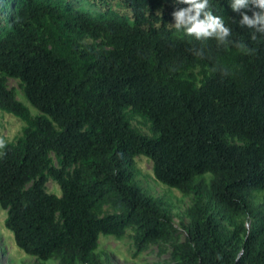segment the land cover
<instances>
[{"label": "trees", "instance_id": "trees-1", "mask_svg": "<svg viewBox=\"0 0 264 264\" xmlns=\"http://www.w3.org/2000/svg\"><path fill=\"white\" fill-rule=\"evenodd\" d=\"M233 3L208 0L199 19L220 18L229 35L197 39L176 27L173 13L191 7L180 0H0V111L24 123L0 148V207L21 252L101 264L102 236L136 253L168 240L163 202L135 183L145 157L157 182L194 197L174 264H264L251 202L264 193V32L241 24L261 11L252 0ZM241 216L261 222L245 239Z\"/></svg>", "mask_w": 264, "mask_h": 264}, {"label": "rangeland", "instance_id": "rangeland-1", "mask_svg": "<svg viewBox=\"0 0 264 264\" xmlns=\"http://www.w3.org/2000/svg\"><path fill=\"white\" fill-rule=\"evenodd\" d=\"M7 87L12 89L16 98L27 104L23 99L19 82L13 79L7 80ZM32 115L37 112L30 108ZM141 119L135 118L133 126L138 128L143 134L150 135L146 126L141 124ZM24 123L12 115L0 111V139L4 142H12L19 136ZM153 164L145 157L135 158V183L147 195L160 199L163 202L164 210L172 218V228L170 237L166 241H158L149 245L145 250L136 253L132 241L125 237L117 240L113 237H100L96 250L101 264H174L171 257L172 245L185 240L187 230L191 228V222L187 216V210L193 203V196L184 197L177 190L169 189L157 182L153 176ZM209 179V176H206ZM48 193L57 196L61 195L59 188L49 181L46 184ZM251 202L255 206H260L264 212V193H253ZM207 204V202H206ZM6 211L0 207V264H59L58 260H48L41 262L35 257L25 255L14 244L12 233L5 228ZM257 218L241 216L236 219L241 227V237L246 238L256 224H260ZM221 222L225 230L232 233L235 226L224 219Z\"/></svg>", "mask_w": 264, "mask_h": 264}, {"label": "clouds", "instance_id": "clouds-1", "mask_svg": "<svg viewBox=\"0 0 264 264\" xmlns=\"http://www.w3.org/2000/svg\"><path fill=\"white\" fill-rule=\"evenodd\" d=\"M182 3L189 4L186 10L173 13L174 18L177 20L176 27L179 28L181 23L186 26V34L189 36H195L199 38H207L213 35H218L220 39L229 35V29L223 24V21L218 17H213L209 13H204V19H199L202 11L206 8L208 0H180ZM255 6L261 11L259 13H253L252 18L247 15H242L241 24L250 28L259 25L258 31L264 32V0H252ZM249 3V0H234L232 4V10L238 11L244 8ZM192 13V14H190ZM5 146L3 139H0V148Z\"/></svg>", "mask_w": 264, "mask_h": 264}]
</instances>
